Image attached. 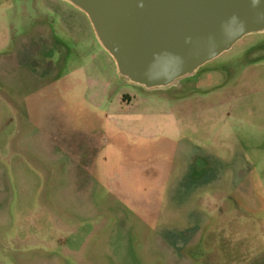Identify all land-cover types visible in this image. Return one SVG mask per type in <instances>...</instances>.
I'll use <instances>...</instances> for the list:
<instances>
[{"label":"rangeland","instance_id":"374dc122","mask_svg":"<svg viewBox=\"0 0 264 264\" xmlns=\"http://www.w3.org/2000/svg\"><path fill=\"white\" fill-rule=\"evenodd\" d=\"M263 49L149 85L70 1L0 0V264H264Z\"/></svg>","mask_w":264,"mask_h":264},{"label":"water","instance_id":"95a60500","mask_svg":"<svg viewBox=\"0 0 264 264\" xmlns=\"http://www.w3.org/2000/svg\"><path fill=\"white\" fill-rule=\"evenodd\" d=\"M128 75L167 84L264 28V0H70Z\"/></svg>","mask_w":264,"mask_h":264},{"label":"crops","instance_id":"0c3cea01","mask_svg":"<svg viewBox=\"0 0 264 264\" xmlns=\"http://www.w3.org/2000/svg\"><path fill=\"white\" fill-rule=\"evenodd\" d=\"M68 1H70V0H68ZM71 2V1H70ZM72 3V2H71ZM75 5V4H74ZM76 6V5H75ZM78 7V6H77ZM78 8H80V7H78ZM81 9V8H80ZM84 11V10H83ZM85 12V11H84ZM86 13V12H85ZM87 14V13H86ZM89 17V16H88ZM257 32H262V33H264V28L263 29H261V30H257V31H252V32H248V33H246V34H244L242 37H240L238 40H240V39H242L243 37H245L246 35H248V34H251V33H257ZM238 40H236L235 42H237ZM234 42V43H235ZM233 43V44H234ZM233 44L231 45V46H233ZM230 48V47H229ZM263 52H264V49H263ZM264 55V54H263ZM193 71H195V69L193 70ZM193 71L192 72H189L190 74L191 73H193ZM185 75H187V74H185ZM182 76H184V75H182ZM246 95V93H245V91H240V90H238V91H236V90H229V118H232V119H239V120H243V118H244V116L245 115H251V114H253V111H254V109L252 108V107H250V106H248V105H246L245 107H244V105H243V101H242V97L243 96H245ZM240 100H241V102H240ZM264 106V104H259L258 106L260 107V106ZM241 109V110H240ZM262 114H264V109H263V111H262ZM261 114V115H262ZM262 117V116H261ZM257 118L255 117L254 119H253V121H254V123H251V124H255V123H258V124H262V125H264V118H258L257 120H256ZM261 119V120H260ZM244 121V120H243Z\"/></svg>","mask_w":264,"mask_h":264},{"label":"bare ground","instance_id":"6f19581e","mask_svg":"<svg viewBox=\"0 0 264 264\" xmlns=\"http://www.w3.org/2000/svg\"><path fill=\"white\" fill-rule=\"evenodd\" d=\"M121 70L124 71L122 68H121ZM129 76H130V75H129ZM132 79H133V80H136V81H138V82H141V81L137 80V79L134 78V77H132ZM142 83H144V82H142Z\"/></svg>","mask_w":264,"mask_h":264}]
</instances>
